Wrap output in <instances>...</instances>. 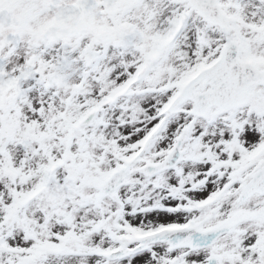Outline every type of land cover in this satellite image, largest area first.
<instances>
[{
    "label": "snow or ice",
    "instance_id": "6c2138e0",
    "mask_svg": "<svg viewBox=\"0 0 264 264\" xmlns=\"http://www.w3.org/2000/svg\"><path fill=\"white\" fill-rule=\"evenodd\" d=\"M0 264H264V0H0Z\"/></svg>",
    "mask_w": 264,
    "mask_h": 264
}]
</instances>
